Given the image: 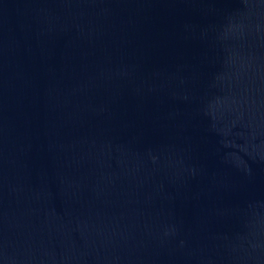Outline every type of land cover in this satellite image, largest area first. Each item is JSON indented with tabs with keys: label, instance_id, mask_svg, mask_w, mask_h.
I'll return each instance as SVG.
<instances>
[{
	"label": "water",
	"instance_id": "95a60500",
	"mask_svg": "<svg viewBox=\"0 0 264 264\" xmlns=\"http://www.w3.org/2000/svg\"><path fill=\"white\" fill-rule=\"evenodd\" d=\"M0 264H264V0H0Z\"/></svg>",
	"mask_w": 264,
	"mask_h": 264
}]
</instances>
